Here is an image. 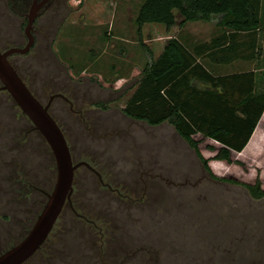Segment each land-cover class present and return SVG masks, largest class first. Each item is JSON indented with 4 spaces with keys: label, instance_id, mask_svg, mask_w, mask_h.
Instances as JSON below:
<instances>
[{
    "label": "rangeland",
    "instance_id": "obj_1",
    "mask_svg": "<svg viewBox=\"0 0 264 264\" xmlns=\"http://www.w3.org/2000/svg\"><path fill=\"white\" fill-rule=\"evenodd\" d=\"M143 1L60 0L52 24L42 17L35 26L36 44L9 58L42 104L62 93L53 96L49 112L65 135L73 162L82 163L74 171L71 194L78 214L66 205L52 236L23 264H264V198L211 178L169 122L149 125L122 112L134 91L137 77L132 72L149 61L146 48L156 57L166 36L191 42L217 30L214 22L204 20L179 26L181 15L175 10L173 28L145 23L140 40L135 18ZM262 17L260 30L252 35L257 39L256 67L264 66V12ZM24 25L22 15H14L0 0L1 51L26 43ZM244 35L238 33L231 43L250 55L251 48L237 44L250 41ZM209 141L200 144L204 156L214 154L205 147ZM15 157L27 160L29 180L51 189L56 175L51 148L1 89L0 169L15 163ZM232 159L241 163L211 159L209 165L217 175L244 182L259 175L264 187V113L250 143ZM5 169L0 174V252L26 234L46 199L26 185V197L11 192L10 166ZM93 222L100 229L93 230Z\"/></svg>",
    "mask_w": 264,
    "mask_h": 264
},
{
    "label": "trees",
    "instance_id": "obj_2",
    "mask_svg": "<svg viewBox=\"0 0 264 264\" xmlns=\"http://www.w3.org/2000/svg\"><path fill=\"white\" fill-rule=\"evenodd\" d=\"M175 10L181 15L179 26L188 21L204 20L214 22L222 28L223 34L214 42L223 44L226 37L229 41L222 50L227 53L231 51L234 56H237L238 48L231 40L238 33H245L251 37L245 46L252 51L245 57L256 58L252 56L256 50L257 39L255 36L252 38V35L260 30L263 24L264 0H144L135 18L139 39L141 40L145 23H162L169 30L176 24ZM226 30L229 31L228 34L225 33ZM146 49L149 61L141 70L137 67L132 72V78H137L132 86L134 91L122 108L123 114L131 119L145 121L149 125L169 122L176 133L194 150L211 178L241 185L253 198H264V187L261 186L259 175L255 177L254 182H244L217 175L209 165L211 159L241 163L238 159H232V155L240 153L251 141L264 113V67L214 74L197 60L194 52L178 37H170L156 58L148 48ZM102 83L114 88L120 86H114L116 82L109 80H102ZM29 128L32 129L31 124L23 132ZM205 139L217 144H205L207 149L214 150L211 156H204L200 150V144ZM19 147L22 152L25 151L20 143ZM14 159H17L15 163L11 161L10 164H3L0 169V174H3L6 172L5 167L10 166L12 176L9 179L13 185L11 192L18 194L19 188L24 185L34 189V184L36 188L46 191L40 184L28 179L25 173L27 160L24 162L17 157ZM38 205L40 206V201ZM36 215L37 213H34L31 217L25 232ZM58 220L59 218L46 241L52 236ZM92 228L100 229L95 222ZM97 236L99 237L96 241L99 242L103 232ZM42 247L43 245L40 250Z\"/></svg>",
    "mask_w": 264,
    "mask_h": 264
},
{
    "label": "water",
    "instance_id": "obj_3",
    "mask_svg": "<svg viewBox=\"0 0 264 264\" xmlns=\"http://www.w3.org/2000/svg\"><path fill=\"white\" fill-rule=\"evenodd\" d=\"M33 16L28 17L24 31L27 43L24 46H12L0 50V89H5L41 133L51 148L56 175L51 189L46 192V199L40 212L26 234L14 245L0 254V264H21L32 256L44 243L54 223L61 213L66 200L73 190V177L76 167L63 131L49 112L51 98L42 104L17 73L9 61L13 53H26L35 42L32 33ZM88 167L89 164L84 162Z\"/></svg>",
    "mask_w": 264,
    "mask_h": 264
},
{
    "label": "crops",
    "instance_id": "obj_4",
    "mask_svg": "<svg viewBox=\"0 0 264 264\" xmlns=\"http://www.w3.org/2000/svg\"><path fill=\"white\" fill-rule=\"evenodd\" d=\"M173 27H174V25L171 28H173ZM225 33L228 34L229 31L226 30ZM222 34H223L222 28L217 26L216 32H214V34H212L210 36V38H206V39H202V40L194 39L193 41L189 42V41H183L178 35H172L170 37L180 38L181 41L185 44V46L194 52L197 60L202 62L207 67V69H209L214 74H228V73L241 72V71H246V70H254V69L258 68V67H256V66H258V64H257L258 59L257 58H254V59L246 58L245 57L246 54L244 52H242V50H240V53L238 52L239 58H240L239 60H234L235 58L237 59L238 56H234L231 51H228V53L226 51H223L222 47L227 46L229 40H227V38L225 37L223 40L224 43L219 44V45L214 42V40L219 35H222ZM170 37L166 36V41L163 43V46H162V49L160 50V53L162 52L167 40ZM243 37H246V35H244ZM251 41H252V39H251ZM213 43H215V44H213ZM237 44L239 45V47L245 46L246 41H242V39H240V41H238ZM245 47H247V46H245ZM156 57H154V58H156ZM255 57H257V55H255ZM244 59H250V61H246ZM254 64H256V65H254ZM248 65H250V68L248 67ZM262 65H260V66L264 67ZM209 142L216 144L212 140ZM249 143H250V141L248 142V144Z\"/></svg>",
    "mask_w": 264,
    "mask_h": 264
},
{
    "label": "flooded vegetation",
    "instance_id": "obj_5",
    "mask_svg": "<svg viewBox=\"0 0 264 264\" xmlns=\"http://www.w3.org/2000/svg\"><path fill=\"white\" fill-rule=\"evenodd\" d=\"M3 2H5V5L7 6V8H8V10L9 11H11L14 15H22V17L24 18V21H25V25L27 24V22H28V17L30 16V15H32L33 16V22H32V33H33V35H34V37H35V42H34V44L32 45V47L36 44V41H37V34H36V32H35V26H37L38 24L40 25V23H41V21H40V18H42L43 17V19H44V23H46V24H49V23H51L52 21H51V19H52V17L53 16H55L56 15V8H57V6L59 5V3H60V0H3ZM53 14H55V15H53ZM23 22V21H22ZM22 22H21V24H20V26L22 25ZM52 24V23H51ZM25 25H24V27H23V30H24V28H25ZM21 28V27H20ZM24 35H25V40H26V43H27V38H26V34H25V31H24ZM25 43V44H26ZM24 44V45H25ZM24 45H22V46H24ZM31 47V48H32ZM30 48V49H31ZM12 55V54H11ZM10 55V56H11ZM10 56L8 57V58H10ZM9 61H10V59H9ZM0 87H1V82H0ZM1 90V89H0ZM55 95H60V96H63L62 95V93H56V94H53V95H51V100L53 99V96H55ZM49 98V99H50ZM67 99V98H66ZM49 107H50V105H49ZM31 122V121H30ZM33 127H34V125H33ZM35 128V127H34ZM36 129V128H35ZM90 169H94V168H92L91 166L89 167ZM30 184H32V183H29V185ZM39 184V183H38ZM23 188L24 187H21V188H19V190H18V195L19 196H21V197H26L27 195H28V192H26V191H24L23 190ZM31 190H38V191H41V192H43L44 193V195L46 196V192H48V191H42V189L41 188H39V187H37L36 188V186H35V184H34V189H31ZM72 194V193H71ZM66 203H68V204H66ZM68 206L73 212H75V213H77V211H76V209H75V207H74V205L72 204V199H71V196H70V199H68V200H66V202H65V204H64V206H63V209H64V207L65 206ZM63 209H62V211H63ZM62 211H61V213H62ZM61 213L59 214V216H58V218L60 217V215H61ZM78 214V213H77ZM3 216H8L9 217V214H7V213H4L3 214ZM83 216V215H82ZM57 218V219H58ZM5 219V218H4ZM35 220V219H34ZM57 221V220H56ZM56 223V222H55ZM54 223V224H55ZM54 226V225H53ZM52 230V229H51ZM48 237V236H47ZM47 239V238H46ZM20 240V239H19ZM18 240V241H19ZM46 241V240H45ZM44 241V242H45ZM44 244V243H43ZM42 244V245H43ZM41 245V246H42ZM40 246V247H41ZM40 247L38 248V250H40ZM8 249V248H7ZM6 250V249H5ZM4 250V251H5ZM37 250V251H38ZM4 251H2V252H4ZM36 251V252H37ZM2 252H0V254L2 253ZM35 252V253H36ZM34 253V254H35ZM33 254V255H34ZM32 255V256H33ZM31 257V256H30ZM29 257V258H30ZM28 258V259H29ZM27 259V260H28ZM26 260V261H27ZM26 261H24L23 263H25ZM23 263H21V264H23Z\"/></svg>",
    "mask_w": 264,
    "mask_h": 264
}]
</instances>
